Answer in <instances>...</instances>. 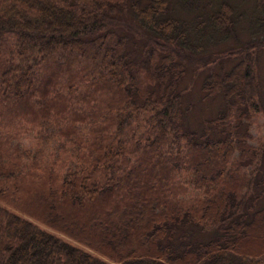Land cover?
Returning <instances> with one entry per match:
<instances>
[{
	"label": "trees",
	"instance_id": "trees-1",
	"mask_svg": "<svg viewBox=\"0 0 264 264\" xmlns=\"http://www.w3.org/2000/svg\"><path fill=\"white\" fill-rule=\"evenodd\" d=\"M202 2L0 0V264H264V137L245 127L264 116V36L208 53L202 32L226 43L244 13ZM203 57L221 104L194 129L180 82ZM25 178L41 222L81 246L15 210Z\"/></svg>",
	"mask_w": 264,
	"mask_h": 264
},
{
	"label": "rangeland",
	"instance_id": "rangeland-1",
	"mask_svg": "<svg viewBox=\"0 0 264 264\" xmlns=\"http://www.w3.org/2000/svg\"><path fill=\"white\" fill-rule=\"evenodd\" d=\"M211 1H215V0H211ZM211 1L206 0L205 3H203L204 2L203 1L199 5L210 4ZM228 1L230 2L231 5L237 8L236 11H239V13H244V16L242 17V20L239 22L238 26L236 27V33H234V35L230 36L229 38L225 37L227 40L226 43L219 44V41L217 40H214V39L209 40L207 31L202 32L204 35H206V37L203 38V43L205 45V49H208L207 50L208 53L215 52V51L217 52L219 49H223V48L236 49V48H239L241 43L247 41L249 38H253V37L262 38L261 36H264V23L259 27V29L252 30L254 24L252 21H249L251 19L253 0H228ZM176 9L178 10L176 12L177 16L183 19L184 21L187 19L193 22L194 16L196 15V13H198L197 9L190 10V11H187L181 8H176ZM209 9L211 10V6H209ZM139 33L141 34V31H139ZM194 33L195 31H193L191 35L193 36ZM136 35L140 36L139 34H136ZM138 36L134 38L139 40ZM147 45L149 46V48L151 47L155 48L152 45V43H148ZM131 47L133 48V50H136L137 42L135 43L131 42ZM163 47L164 48L158 47L155 49L161 54H167V52H170L174 56H177L176 52L172 51L173 45L171 46V45L166 44ZM138 49H141V48L138 47ZM260 50L256 53L255 69H256L257 81L259 82V86H260V92H261V95L263 96L264 95V51L263 49L261 51ZM204 61L206 63V57H203L202 59L199 58L191 62L194 64H190L187 61H185V63L189 65L186 66L184 75L180 82L181 88L184 89L185 102L183 104L187 103L190 108L187 111L186 119L188 123L190 122L191 127L194 129H198L199 127H201L202 118L213 117L218 111L220 104H221L219 98L217 97H215L214 99L203 97V93L201 91L202 82L204 79L203 76L206 72L216 69V66H208V67H204L203 70H200L196 74H194V69H197V68L200 69L201 64ZM73 68L77 69V64H75ZM245 127L247 128L248 133L254 138L253 140L248 139L247 143H252V144L255 143V139H258L259 137H264V116L258 115L256 118L248 120V122H245ZM23 145L28 148L30 145H32V140L30 139L24 140ZM53 146H55L54 142L49 143V148L47 149V151L53 150L52 149ZM25 179H26L25 183L24 184L21 183V189L19 188L20 197L12 201V204L16 206L15 210L21 212L24 215L23 217H26L30 220L35 221L39 226L44 227L48 231L55 233L60 238L67 240L75 245L81 246L77 244L75 241H73L72 239H70L68 236H66L62 231L55 228L53 225H50L46 222H45L46 224L45 225L44 223L41 222V220L39 219L41 217L37 215L38 213L35 212L29 206V196L27 194V191L29 190L30 182L27 178ZM116 264H119V263H116Z\"/></svg>",
	"mask_w": 264,
	"mask_h": 264
}]
</instances>
